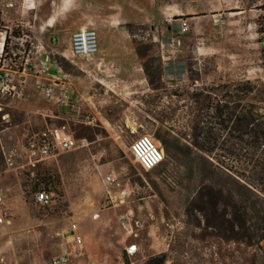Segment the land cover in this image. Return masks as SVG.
<instances>
[{"label": "rangeland", "instance_id": "1", "mask_svg": "<svg viewBox=\"0 0 264 264\" xmlns=\"http://www.w3.org/2000/svg\"><path fill=\"white\" fill-rule=\"evenodd\" d=\"M62 2L39 0L35 10L17 15L24 25L13 20L2 24L28 35L10 39L9 50L17 53L19 63L27 55L39 56L36 47L43 45L63 60L74 95H83V101L78 110L74 97L67 107L43 97L8 102L12 124L0 142L6 147L24 145L33 134L63 125L72 132L75 126H91L100 134L83 147L47 160L35 174L29 175L28 168L8 170L0 158V179L10 189L12 204L10 209L6 197L8 221L0 229L5 238L10 232L13 242L0 255V264H50L59 255L57 233L73 228L93 257L105 264H146L162 253L167 255L165 264H246L245 259L258 251L210 237L203 215L191 213V200L203 183L225 182L211 158L194 146L193 125L199 113L207 118L212 114L199 112L197 94H209L229 82H264V0H67L63 5L69 10L63 17L71 27L68 31L87 26L99 36L98 55L90 60L76 57L74 62L57 53L69 47L68 31L66 45L59 33L54 34L59 43L34 36L51 4ZM177 17L190 22L184 36L185 75L166 82V53L154 42V34L174 36ZM112 33L116 47L108 54L102 42L111 41ZM137 47L147 52L144 57ZM100 62L111 71L91 70ZM132 64L142 67L146 81L138 83L129 77L131 72L117 70ZM144 64L151 71L161 69L162 88H151ZM51 72H57L55 65ZM141 135L150 136L165 153L164 162L151 172L140 167L130 149ZM112 170L130 190L125 202L116 205L107 193L114 195L116 189L104 182ZM36 174L52 178L57 186L44 184ZM45 188L53 195L48 208L34 198ZM95 214L100 217L94 219ZM131 244L137 251L126 257Z\"/></svg>", "mask_w": 264, "mask_h": 264}, {"label": "trees", "instance_id": "2", "mask_svg": "<svg viewBox=\"0 0 264 264\" xmlns=\"http://www.w3.org/2000/svg\"><path fill=\"white\" fill-rule=\"evenodd\" d=\"M181 18L177 17L175 21ZM0 31H6V51L10 39L23 37L19 28L11 31L0 28ZM136 51L141 57L147 53H143L140 47ZM54 57L63 67V60ZM144 66L151 88H162L161 69L151 71L147 64ZM195 97L199 112L205 110L212 114H207V118L201 112L194 120V146L211 158L210 163L225 182L211 179L209 183H203L191 200V213L196 211L203 215L204 229L210 237L258 251L259 254L245 259L246 264H264V82H229L210 89L209 94ZM206 122L211 124L210 127L203 125ZM73 131L76 138L89 141H94L100 134L91 126H75ZM43 164L28 168L29 175L35 174ZM36 175L44 184L57 186V181L52 182V178ZM42 190L48 191L47 188ZM166 261L167 255L162 253L150 258L146 264H165Z\"/></svg>", "mask_w": 264, "mask_h": 264}, {"label": "built area", "instance_id": "3", "mask_svg": "<svg viewBox=\"0 0 264 264\" xmlns=\"http://www.w3.org/2000/svg\"><path fill=\"white\" fill-rule=\"evenodd\" d=\"M1 1L0 28H5L8 31H11L12 28L2 23L11 21V13L20 14L23 17L35 10L39 2V0ZM177 21L178 24H175L176 34L167 43L162 44L163 52L170 60H176L184 51V36L190 30V22L187 18L182 17ZM2 33L6 34V31H0V34ZM24 33L25 31L22 30V34L27 36ZM5 40L6 38L4 39L0 35V137L12 124L9 112H6L7 107H9L8 102H25L32 101L36 97H43L60 107H67L71 105L74 91L68 74L55 60L54 54L47 52L43 45L36 47L39 56L27 55L19 63L16 60V52L5 50ZM55 41L54 39L53 42ZM68 45L67 53H62L65 59L71 61L75 57H81L90 60L99 52V36L95 29L80 28L70 33ZM53 65L57 67L56 73L51 72ZM81 101L83 98H79L74 104L75 110L79 109L78 103ZM87 143V139L76 138L69 128L63 125L33 134L24 145L6 147L0 142V146L6 168L8 170H20L35 168L49 159H56L60 153L74 151ZM130 149L135 161L145 172L153 171L165 160L163 149L148 135H141L134 139ZM104 182L118 190L117 194H108L110 203L114 205L123 203L129 197L130 190L124 186L122 176L118 171L112 170L107 173L104 176ZM34 198L40 207L52 206L53 195L48 191H37ZM5 199V191L0 189V224L8 221ZM99 216L100 214H95L94 219L99 218ZM57 235L61 253L52 259L51 264H105L101 260L88 258L84 239L77 230L73 229L68 233L66 231L58 232ZM126 251L127 255L133 254L137 251V245H129Z\"/></svg>", "mask_w": 264, "mask_h": 264}, {"label": "crops", "instance_id": "4", "mask_svg": "<svg viewBox=\"0 0 264 264\" xmlns=\"http://www.w3.org/2000/svg\"><path fill=\"white\" fill-rule=\"evenodd\" d=\"M63 1L64 2H62V4H57V5L56 4L54 5V3L51 4V6H50V13H49L47 19H45L43 21V24L40 25V27L38 28L37 31H34V36L37 34V36L39 38H49L52 41L55 39L56 40L55 42H58L59 43V38H57L56 36H54V34L59 33L60 34L59 37H63V42H62L63 45H66V41H65L66 40V34H65V32H67L68 30H70L71 27L69 26V23L66 22L65 17H63L64 13H66V11L68 12V10H69V9H66L65 8L66 5L65 6L63 5L65 3L67 4V0H63ZM1 4H2V1L0 0V5ZM69 6L70 5H68V7ZM18 18H19V16H17L14 13H11V19L10 20H13L14 21L13 23H17V24L24 25L25 21L23 19H20V18L18 19ZM30 23H31V21L29 20V21H27L26 24H30ZM25 27H27V26H25ZM80 28H89V27L82 26ZM174 28H176V26ZM92 29H94V28H92ZM71 32L72 31H68L67 34L70 35ZM61 33H63V34H61ZM122 34H125V32L123 31ZM169 34H171V33H169ZM0 35L4 39L6 38V34L5 33H2ZM162 35H163V32H162ZM64 37H65V39H64ZM171 37H172V35L171 36L162 37L161 34H159V35L158 34L157 35L154 34V42H156V43L160 42L161 48L163 50L162 44L167 43ZM109 38L111 39V41H108L107 44H105L104 42H102V45L104 44L105 46H107V48H108V54H111L112 53L111 51H114L115 50V47H116L115 41H112L113 39L116 38V35L114 33H112L111 35H109ZM66 49H68V48L67 47L64 48L63 51L57 50L58 51L57 53L60 54V55H62V53H67V50ZM185 53H186V51H183L179 55V57L176 58V60H174V59H171L170 60V59H168V57L164 56L165 57L164 58L165 60L163 61L164 70H165L164 71L165 72L164 81L169 82L168 79H171L172 77H175L173 79V81H175V80H178L182 76L185 75V68H186L185 67V57H186L185 56ZM97 55H98V53H97ZM97 58L100 59V57H97ZM101 58L102 59H106V57H101ZM73 59L71 60L72 62H74ZM108 59H109V56H108ZM91 66H93V68L91 70L98 69L99 71H106V72L111 71V69L108 68V64L107 63H105V64H103L102 62H100V63H93ZM121 69L122 70H127V71L131 72V74L129 75V77L132 78V79L134 78V80L137 81V82L139 81L138 83H141V82L146 81V78L144 77V74H143L142 67L139 64L122 65V66H120V67L117 68V70H121ZM74 94H75V90L73 91V96H72V98L74 97V99H76L75 100V103L77 102V100L79 99V97L80 98H84L83 95L75 96ZM7 186L8 185H5V183L0 179V189H3L5 191V195H6L7 199H8V206H9L10 209H12L11 208L12 204H11L10 194H9L10 189L7 188ZM107 193L110 194L111 191H108ZM117 193H118V190H116L114 194H117ZM1 229H0V255H2L3 252H4V250L9 245H11L13 243L12 242V237L10 235V232L7 235L8 238H5L6 236H4L2 234ZM73 229H75V228H73ZM73 229H71V230H73ZM69 231L70 230H68L66 232L68 233ZM83 239H84V237H83ZM84 243H85V250L87 252L88 258L95 259L93 257V255L91 254V251H90L89 247L87 246V243H86L85 239H84ZM57 249H58L59 254H60L61 253V249H60L58 243H57ZM56 256H58V255L56 254L55 257ZM55 257H53V258H55ZM51 262H52V260L50 261V264H51Z\"/></svg>", "mask_w": 264, "mask_h": 264}, {"label": "bare ground", "instance_id": "5", "mask_svg": "<svg viewBox=\"0 0 264 264\" xmlns=\"http://www.w3.org/2000/svg\"><path fill=\"white\" fill-rule=\"evenodd\" d=\"M100 217V216H99Z\"/></svg>", "mask_w": 264, "mask_h": 264}]
</instances>
